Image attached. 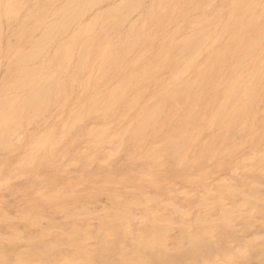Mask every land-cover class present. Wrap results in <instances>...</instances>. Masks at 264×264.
<instances>
[{
  "label": "bare ground",
  "instance_id": "6f19581e",
  "mask_svg": "<svg viewBox=\"0 0 264 264\" xmlns=\"http://www.w3.org/2000/svg\"><path fill=\"white\" fill-rule=\"evenodd\" d=\"M216 1L150 0L147 5L146 0H119V4L115 0H0V67L5 65V75L0 78V151H21L22 145L10 141L12 134L19 136L18 131L25 126L32 127L37 121L54 117L73 102L78 108L79 122L96 121L85 135L88 149L82 151H89L88 160L98 156L94 149L103 144L106 148L108 144V157L112 154L116 158L114 154L119 152L134 157L138 155L135 150L141 148L146 151L143 159L156 165L165 161L183 170H193L208 159L220 167L227 166L232 150L231 133L238 127L254 128L264 101V0H219V6ZM138 10L141 14L135 18ZM8 34L15 38L13 43L8 39L5 42ZM162 72L171 77L159 79L157 75ZM78 86L83 88L79 97ZM76 125L69 127L74 129ZM64 126L68 127L67 123ZM56 131L51 129L45 136L28 134L27 142L22 140L24 148L30 152L33 145L37 148L32 149V154L44 150L47 156L31 154L25 160L50 164L62 138L73 136L69 130L60 139ZM24 134L26 137L25 131ZM259 135L252 138V144ZM158 136L162 141L160 148H147L148 141ZM255 154L258 162L264 163V154ZM141 155L135 158L142 159ZM151 185L157 188L160 184L153 181ZM211 191L199 201L204 213L194 216L191 210L174 204L171 214L159 215L156 203L160 197L138 195L132 189L129 196H115L113 206L104 209L100 220L106 223L98 232L83 228L80 232L78 228L71 233L62 231L63 240L53 238L41 246L22 250L16 264H240L241 258L246 259V249L238 248L235 253L229 244L230 224L240 213L235 216L232 207H225L230 188ZM144 203L157 207L146 208L141 220L145 222L144 230L136 231L139 225L134 224L133 211ZM164 205L170 208L165 202ZM84 208L81 218L99 214ZM19 236L16 234L11 243ZM3 238L0 240L4 241ZM91 240L94 244H89ZM7 258L3 248L0 264H9Z\"/></svg>",
  "mask_w": 264,
  "mask_h": 264
},
{
  "label": "rangeland",
  "instance_id": "374dc122",
  "mask_svg": "<svg viewBox=\"0 0 264 264\" xmlns=\"http://www.w3.org/2000/svg\"><path fill=\"white\" fill-rule=\"evenodd\" d=\"M43 1H45V0H43ZM46 1H50V0H46ZM115 1L117 2L116 4L120 3L119 0H115ZM147 1H149V2H147ZM146 2L145 3L147 5H149L150 0H146ZM216 2H217V4H216L217 6H219L221 3V1H219V0H217ZM140 11L141 10L136 11V13H134L133 16L135 18L138 17L139 14H141ZM8 35H7L5 42L8 39V41H11L13 43L15 38H12V37H10V35L9 36ZM3 65L0 67V78H3V75H5V73H4L5 72V65L4 66ZM3 67H4V69H3ZM2 71H3V73H1ZM157 77L159 79H162V78L167 79L171 76L168 72H162V73H159L157 75ZM0 80H2V79H0ZM78 87H77L78 88L77 93H79V94H77V97L81 96L82 92H83L82 86H78ZM263 107H264V101L259 106V110L257 112L258 121H257L254 128L247 127V128L242 129V128L238 127V129L234 130L231 133L230 149H232V150H231V155H230V161H228L227 166H221L220 167L214 161L210 162L208 159H206L205 161L203 160V163L201 164L200 167H198V168L196 167L193 170H183L182 168L177 167V165H173V164L169 165L165 161L162 162L161 165L160 164L156 165V163L150 159H143L146 151H144L145 149H141V148H138L135 150V153L138 155H135L134 157H132V154H128L127 152H124V153L119 152L117 154H114V156H116V158L112 157V154L110 157H108L109 152H110L109 151L110 148H109L108 144H107L108 148L107 147L104 148L106 146V144H103V147L100 145L101 147L99 146L98 149H94V151H98V152H95V153H98V156H95L94 158H92L91 159L92 161L88 160L86 157H87V154L89 151L87 150V151H85V153H84V151H82V150L88 149V145L86 144V138H88V137H86L85 135H86V132L89 131V128L91 129V128L95 127V126L92 127V125L96 121L91 119L90 121L83 120V124H82V122H79V119H81V118H78V115H77L78 108H77V105L73 104V102H71L70 105H67L65 107V111H61L62 113H60V114H58L52 118L50 116V118L48 117V119L44 120V121H39V122L37 121L36 123H34L32 125V127L30 126V127L26 128V126H25L20 132L18 131L19 136L16 133V134H12L9 138L11 142L14 141L15 145H18V146L22 145L21 147H23V148L25 146L23 144H24V142L25 143L27 142L28 136L29 137H30V135H32L31 137L39 136L41 133H42L41 135H44L45 133L47 134L49 132V130H51V129L57 130L56 131L57 136L60 139L69 130L72 132L73 136L71 138L66 137V139L62 138L63 141H61L60 145L58 147H56L54 154H53V156H55L56 158L54 157V159H53L52 157H50V159L52 161V162H50V164L47 161H35V162H33L32 160H29L27 162L25 160L27 155H29V157H30L31 154L33 153V151H35L37 148L35 146L33 147L32 144L31 145L33 148L31 147V150L29 149L30 152L27 151L28 150L27 148L26 149L22 148L21 151H19V152H21L20 156H19V152L15 153V152H12V151L9 152L6 150L0 151V221H1L0 222V235H3L0 237H4L3 238L4 241L2 239L0 240V251L3 248L6 249V254L8 257L7 259L9 261V264H16V262H18V259H19L18 257H20L19 253L24 252L22 250H25V249L27 250L28 247H32V246H34V247L41 246L42 242H49V241L53 240V238H59L60 240H63L64 236H63V234H61L62 231L67 232V233H71L73 231H76L75 228H78L77 230H79V229L81 230V228H83L82 229L83 231L90 230V232H98L101 229V225L106 223V221L101 222L100 216L104 215V212L106 209L108 210L113 206V202H115V199H114L115 196H118V197L119 196H129L128 192L132 189L133 190L135 189V192L138 193V195H141L144 193L147 196L153 197L156 194V197H158V198L160 197L156 203V205L158 207L155 204H145L144 203V204L140 205L141 208L139 206H137V208L136 207L134 208L133 213L135 216L134 218L136 219V221L134 220V224L139 225V226H136V231H139V230H142L144 227L143 225H145V222L142 223L141 220L145 216L146 208H148V207L150 208V210H151V208H156V207H157L156 209H158V210L160 209L159 215H162L165 212L171 214L170 212L173 210L172 208H174L171 206H173L172 204H174V206L179 207V208H183L184 210H191L193 212V215L197 216V215H201L205 211L204 208L199 207V201L202 198H204V196H207V194H208L207 191L212 190L211 192H216L217 190L220 191V190H225V189L230 188V196L227 199L228 201L227 200L225 201V204L227 203L225 205V207H230V208L232 207L230 210H233L234 215L236 213L235 216H237L240 213L242 215L239 214L238 217L239 218L243 217L241 219H239L238 217L234 218V220H232L233 222L230 224V229H232V230H230L231 231L230 233L232 234V235L230 234V238L232 240L231 239L229 240V244L233 246V247L230 246V249L235 253L239 252L238 248H240V250L246 249V251L244 250V255L246 254L245 255L246 259L241 258L240 264H264V219H263L264 218V216H263L264 215V199H263L264 198V196H263L264 195V188H262V187H264V179H262V178H264V167H263L264 163L260 164V162H258V159H256V156H255L256 155L255 153H259V154L263 153L264 154V139H261V136L264 135V124H263L264 123V112L262 114V111H264ZM261 120H262V123H261ZM75 121H77V122H75ZM73 122H75V123H73ZM66 123H67L68 127L65 128V126L63 127V125L64 124L66 125ZM74 124L75 125L77 124V125L75 126L74 129L73 128L71 129V127H69V126H74ZM53 125L55 128L53 127ZM41 126H42V129H41ZM62 128H65V130ZM24 131L26 133V137H25ZM27 131H28V133H27ZM28 134H30V135H28ZM258 134H260L258 136L259 139H257L256 142L253 143L254 144L253 145L252 144V138L254 136H257ZM61 135H62V137H61ZM14 137H15V139H14ZM78 138L80 140L79 142L72 141V140H75ZM22 140H24V142H22ZM204 141H205V139H204ZM83 142L86 145L83 144ZM161 142L162 141L158 136L157 138L150 139L148 141V143L146 144V146H147V148H150V149H153V147L160 148ZM82 146L84 147V149ZM32 149H33V151H32ZM139 149L142 150L141 153H140ZM24 150H26V152L28 154H26V152H22ZM130 150H133V148ZM41 151L42 150H40L38 153H35V155L32 154L31 157H33V155L34 156H38V155L39 156H47L44 150L42 152ZM77 151H78V153H77ZM107 151H109V152H107ZM105 152L107 153L106 155H105ZM25 154H26V156H22ZM139 155L142 156V159H136V158H138ZM62 157L64 159H62ZM50 159L48 158V161H50ZM103 160H105L106 164L104 163ZM108 160H110V161H108ZM132 160H133V162H132ZM89 161L91 162V165H90ZM22 162L24 163V165H22L23 164ZM30 162L32 164H30ZM137 162H140V163H137ZM152 162H154V163H152ZM74 163L76 166L74 165ZM92 163H94V164H92ZM101 163L102 164L104 163V164L102 165ZM163 163L166 164L167 168L169 167V169H167L165 167L166 165H164ZM230 163H231V165H230ZM107 165H108V167H107ZM152 165H153V167H152ZM21 167H24V168H21ZM88 167H89V169H88ZM163 167H165V168H163ZM175 167L177 169H175ZM249 167H252L253 170H255V171H252V168H249ZM155 169H156V171H155ZM152 170H154V172ZM236 170H238V172L240 171L239 174ZM144 171H146V172H144ZM158 171H160V172L162 171V172L158 173ZM241 171H243L244 174H243V172L241 174ZM249 171H250V174H248ZM257 171L258 172L263 171V172L260 174V172L258 173ZM211 173H212V175H211ZM235 173L237 174V176ZM176 175H178V176H176ZM199 175H201V176H199ZM151 176H152V178H151ZM35 177L38 179L40 178V179L36 180ZM148 177H150V178H148ZM145 178H146V180H145ZM153 178H154V180H152ZM222 178H224L225 180ZM155 179H157V180H155ZM192 179L194 181L196 179V181L194 182ZM223 180L226 182H221ZM153 181H154V183H157V185L160 184V185H158L160 188L159 187L156 188L155 186H152L151 183ZM128 182H129V184H128ZM139 182H141V183H139ZM145 182H146V185H145ZM187 182H189V185L187 184ZM85 183H87V184H85ZM161 183L164 186L163 185L161 186ZM190 183H191V185H190ZM2 184H3V186H2ZM254 184H255V186H253ZM148 186L149 187L152 186V187L149 188ZM173 186L176 187L177 189H175ZM260 186H261V188H260ZM201 187H203L204 189ZM254 187H256V188H254ZM234 188H235V190L238 189L237 191H239L240 195L242 193V195H244L243 197H245L247 195L250 198L255 199V200H252L247 196L245 198H243V197H241L242 195L241 196L235 195V194H239V193L237 191H234ZM257 188H259V189H257ZM244 189L245 190L248 189V190L244 191ZM70 190H74V191H70ZM180 191H181V193H180ZM188 191L191 193H189ZM62 192L64 195L61 196ZM66 192H67V194H66ZM139 192H141V193H139ZM163 192H164V194H163ZM170 192L172 194H170ZM249 192H252V193H249ZM38 193H40V194H38ZM182 193H184V194L181 195ZM256 193H258L259 195L257 196ZM77 194H80V195H78V197H77ZM233 194H234V196H233ZM35 195H36V197H34ZM73 195H74V197H73ZM89 195H90V197H89ZM260 195L262 198L260 197ZM186 196H187V198H186ZM199 196H201V197H199ZM235 196H238V197H235ZM58 197H59V199H58ZM168 197L171 199H169ZM172 197L174 199H176L178 202H175L176 200H174ZM232 197L237 198V200L232 198ZM52 198L54 201L52 200ZM190 198H192V199H190ZM63 199H65V200H63ZM104 199H106V200H104ZM185 200H187V201H185ZM32 201L33 202L35 201V203H33ZM231 201H233V202H231ZM95 202H97V203H95ZM164 202L167 204V206L170 205V208H169V206L166 207L164 205ZM250 203H252L251 206L249 205ZM82 204H83V206H82ZM242 204H245V205L242 206ZM81 206H82V208H81ZM161 206H162V209H161ZM192 206H193V208H192ZM239 206H241V207H239ZM84 207L88 208L92 212H96L99 214H97V215L93 214V216L91 215V217L81 218L83 216H80L81 215L80 213L85 209ZM256 207H258V209ZM244 208H245V210H244ZM62 209H63V211H62ZM81 209H83V210H81ZM93 209L95 211H93ZM41 210H42L43 214H42ZM60 213H62L63 215ZM5 214H7L8 216ZM38 214H39V216H38ZM246 214H248V215L245 216ZM4 215H5V217H4ZM30 215H31V217H30ZM34 215H36V216H34ZM72 215L75 217H72ZM9 216L12 218H10ZM69 216L72 219L69 218ZM2 217H3V219H2ZM24 217H26V218H24ZM27 217H29V219ZM35 217H37V218L40 217L41 219L38 218L39 220L38 219L34 220ZM6 218H9L10 221H6L7 220ZM20 218H22L23 221H25V222H23ZM68 218L70 220H68ZM44 219H47L48 221L44 220ZM37 220L42 221V223H39ZM30 221L31 222L33 221L32 224H34V225L31 224L32 225L31 226ZM47 222H48V224H46ZM244 222H245V224H244ZM36 223H38V225H36ZM56 223H58V224H56ZM64 223H66V224H64ZM75 223H77V224H75ZM53 225H56V226H53ZM251 225H252V227H251ZM39 226H41V227H39ZM241 226H243V227H241ZM91 227L93 230L91 229ZM250 228L252 229L251 231H250ZM16 230H18V232L23 231V233H21L23 236H21V234H18V232ZM80 230H79V232H80ZM68 231H70V232H68ZM83 231H81V232H83ZM246 231H247V233H246ZM15 232H17L16 233L17 236L20 235L19 238L21 237L22 240L20 239L21 240V242H20L19 238L17 237L16 241L11 243L13 241V240L11 241V239H14L16 236V234L14 235ZM174 232H173V235L176 236L178 231L175 230ZM236 234H238V235H236ZM44 235H45V237H44ZM5 236H7V237L12 236V238H10V239L7 237L5 238ZM46 236H48L49 239ZM257 236H259L257 238L258 240L256 239ZM5 239H8V240H5ZM28 239H29V241L27 242ZM7 241H10V244L7 243ZM213 241H216V240H213ZM248 241H250V243ZM254 241L255 242L257 241V242L254 244ZM259 241H260V243H259ZM29 242L31 244H29ZM32 242H36V243H34V245H33ZM19 244H21V245H19ZM89 244H94V240L89 241ZM239 244L240 245L242 244V245L238 246ZM258 246H260V247H258ZM249 247H250V249H249ZM235 248H236V250H235ZM63 249H68V248L64 247ZM247 251H248V253H246ZM251 251H253V252H251ZM175 252L178 253L177 250ZM16 258H18V259H16Z\"/></svg>",
  "mask_w": 264,
  "mask_h": 264
}]
</instances>
